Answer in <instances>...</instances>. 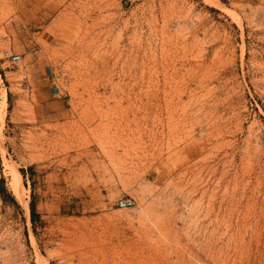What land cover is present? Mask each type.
Returning <instances> with one entry per match:
<instances>
[{
	"label": "rangeland",
	"instance_id": "374dc122",
	"mask_svg": "<svg viewBox=\"0 0 264 264\" xmlns=\"http://www.w3.org/2000/svg\"><path fill=\"white\" fill-rule=\"evenodd\" d=\"M217 1L0 0V264H264V0Z\"/></svg>",
	"mask_w": 264,
	"mask_h": 264
},
{
	"label": "bare ground",
	"instance_id": "6f19581e",
	"mask_svg": "<svg viewBox=\"0 0 264 264\" xmlns=\"http://www.w3.org/2000/svg\"><path fill=\"white\" fill-rule=\"evenodd\" d=\"M205 2L213 4L215 6H219L220 8L224 9L227 11L223 6L217 1V0H205ZM6 108V93L2 92L1 94V101H0V113H1V123H3V117H2V112ZM4 168L7 169L11 176H12V189L15 193V195H19L20 192L22 191V183H21V178L20 175L17 171V169L12 166L8 161H4Z\"/></svg>",
	"mask_w": 264,
	"mask_h": 264
},
{
	"label": "built area",
	"instance_id": "2783aa9c",
	"mask_svg": "<svg viewBox=\"0 0 264 264\" xmlns=\"http://www.w3.org/2000/svg\"><path fill=\"white\" fill-rule=\"evenodd\" d=\"M2 54L4 57L8 58L13 63H18L20 61V55L17 53H11L8 50H4ZM46 77L51 82V84L53 85L55 92H58L59 88L57 87V85L55 83L56 77L50 68L47 69ZM119 204H120V206H129V205L133 204V201L129 200V199L120 200Z\"/></svg>",
	"mask_w": 264,
	"mask_h": 264
},
{
	"label": "trees",
	"instance_id": "16d2710c",
	"mask_svg": "<svg viewBox=\"0 0 264 264\" xmlns=\"http://www.w3.org/2000/svg\"><path fill=\"white\" fill-rule=\"evenodd\" d=\"M34 216H35L34 210H33V208H31V220H32V222H33V217Z\"/></svg>",
	"mask_w": 264,
	"mask_h": 264
}]
</instances>
